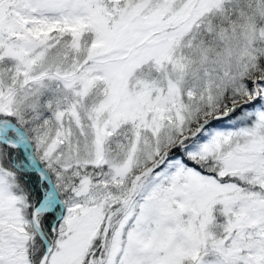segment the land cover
I'll return each mask as SVG.
<instances>
[{"label":"snow or ice","instance_id":"6c2138e0","mask_svg":"<svg viewBox=\"0 0 264 264\" xmlns=\"http://www.w3.org/2000/svg\"><path fill=\"white\" fill-rule=\"evenodd\" d=\"M0 264H264V0H0Z\"/></svg>","mask_w":264,"mask_h":264}]
</instances>
